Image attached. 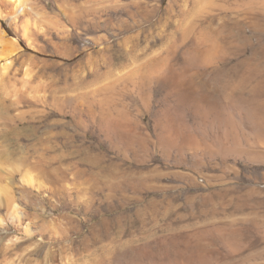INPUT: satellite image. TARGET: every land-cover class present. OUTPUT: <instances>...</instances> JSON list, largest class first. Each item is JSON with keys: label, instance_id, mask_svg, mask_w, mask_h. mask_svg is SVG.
<instances>
[{"label": "rangeland", "instance_id": "obj_1", "mask_svg": "<svg viewBox=\"0 0 264 264\" xmlns=\"http://www.w3.org/2000/svg\"><path fill=\"white\" fill-rule=\"evenodd\" d=\"M34 1L1 21L0 264H264V0Z\"/></svg>", "mask_w": 264, "mask_h": 264}, {"label": "bare ground", "instance_id": "obj_2", "mask_svg": "<svg viewBox=\"0 0 264 264\" xmlns=\"http://www.w3.org/2000/svg\"><path fill=\"white\" fill-rule=\"evenodd\" d=\"M35 6H36V4H35L34 0H0V64L2 62H5V64L2 67L4 72H6L9 69L10 66L7 63H9V61L11 60V58L14 56L15 53L19 52L18 51L19 48L17 46V43H15V41L7 39V36L5 35L4 30L2 28L1 21L5 20V19H10L11 24L16 26V27H19L21 21H23V23H21L22 31H23L24 37L27 38L30 35V31H31L30 18H32L33 14L35 13V10H36ZM34 16H36V15H34ZM31 26H33V25L31 24ZM25 75L27 78H30V74L28 72H26ZM239 114H241V113H239ZM32 176L33 175H31L30 173L25 174V181L28 185L33 184V181L35 178H33ZM120 206H121V208H122V206H123V208H127V207H124L125 205H123V204ZM112 207H113V205H112ZM118 210H119V208H117L116 210L110 209V212H116ZM128 212H130V211L128 210ZM106 213H108V212H106ZM122 213H124V212H122ZM125 215L126 214H124V216ZM114 216H115V213H114ZM123 257L124 256H122V258ZM188 264H190V263H188Z\"/></svg>", "mask_w": 264, "mask_h": 264}]
</instances>
